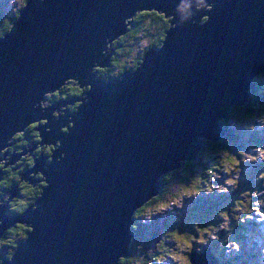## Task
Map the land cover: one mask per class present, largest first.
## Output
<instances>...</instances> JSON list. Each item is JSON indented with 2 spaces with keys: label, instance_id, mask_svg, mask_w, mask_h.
Masks as SVG:
<instances>
[{
  "label": "water",
  "instance_id": "1",
  "mask_svg": "<svg viewBox=\"0 0 264 264\" xmlns=\"http://www.w3.org/2000/svg\"><path fill=\"white\" fill-rule=\"evenodd\" d=\"M179 3L29 0L12 20L13 31L0 40V146L42 115L33 105L67 77L93 87L77 113L53 121V110L78 98L61 101L48 110L51 132L39 129L41 143L59 139L62 147L51 163L44 152L33 159L31 171H44L49 185L38 210L17 216L0 208V234L16 221L34 226L10 264H116L135 236L132 214L159 195L160 176L197 160L200 137L222 138L227 129L218 120L249 102L248 89L264 71V0H216L214 12L201 13L210 15L207 24L199 25L198 14L196 24L174 29L138 71L107 83L90 72L109 64L114 49L102 57L104 42L126 31L125 18L146 6L171 13ZM69 118L75 126L64 134ZM60 152L66 157L57 163ZM10 190L17 195L16 186ZM190 261L216 264L210 249Z\"/></svg>",
  "mask_w": 264,
  "mask_h": 264
},
{
  "label": "clouds",
  "instance_id": "2",
  "mask_svg": "<svg viewBox=\"0 0 264 264\" xmlns=\"http://www.w3.org/2000/svg\"><path fill=\"white\" fill-rule=\"evenodd\" d=\"M33 6L37 5V0H32ZM44 0H39L43 4ZM12 7L11 13L0 18V40L6 39L7 35L13 31L14 25L10 22L12 16L20 18L22 10H25L29 0H9ZM216 9V0H180L175 11L171 13L160 11L155 7H141L134 14L123 20L126 31L115 35L114 38L105 40V48L101 52L102 57H107L109 50L115 49L110 57L107 66L95 63L91 66L90 72L97 79H102L105 83L111 79H119L127 72H136L144 63L146 55L155 49L160 51L164 48L169 33L174 29L179 30L191 22L197 23V16L201 13H212ZM141 17H156L159 21L156 27L159 31L154 32L149 39L136 41L134 48L126 49L130 55L116 60L117 53H121V48L115 47L118 43L124 42L129 36H139V31H133L132 24H136ZM179 17V18H178ZM208 14L199 15V25L203 26L210 21ZM148 27H151L149 21ZM132 43V41H129ZM254 86L258 93L264 95V78H254ZM91 83L83 82L75 76H69L59 84L58 87L43 93V98L33 105L42 114L39 118L31 120L19 130L14 131L9 138L3 141L0 146V170L7 175H0V208L7 205V212L22 216L31 207L32 211H37L36 201L41 199L44 189L47 188L48 181L44 171L33 172V156L38 160L41 149L47 156V161H53V154L62 147V141L55 143L40 142L43 128L44 133L51 132L47 127L50 123L48 110L54 108L61 101L74 99L73 103L62 104L59 110L51 112L53 121L58 120L66 113L75 114L88 101L86 93L92 90ZM218 123L226 128H233L235 131L245 133H255L264 130V111L249 114L240 110L238 114L228 111L226 117L218 120ZM38 126V127H37ZM75 126V122L69 118L66 126H62L60 131L67 134ZM35 144V148L31 146ZM25 149L30 151L25 152ZM23 152L20 159H13V152ZM51 153L48 155L47 153ZM7 153L8 155H5ZM66 153L60 152L55 157L57 163L65 159ZM198 161V162H197ZM197 161L183 160L181 166L174 171H168L160 176V180H165L178 173L186 177V181H178L174 184V194L169 203H156L151 208L146 206L147 199L133 212V219L139 220V224L131 225L132 231H138L140 224L152 223L154 217L165 216L172 213L180 216L185 208L186 200H197L201 196L220 195L231 198L227 206L219 207L215 214L208 219L201 220L193 218L185 224L164 228L151 241L149 246L143 242L133 240L128 246V255H119L116 264H189L190 253L193 245H208L210 242H217V251L223 253L225 264H240L239 254L245 249L251 250L255 256L254 264H264V143L249 142L247 137L238 139L237 142L229 144L223 139L211 140L208 137H200V150L197 153ZM27 162L29 180L34 176H40L34 188L29 180L21 179L25 172L22 165ZM253 164L255 169H249L252 179L242 183L245 173V165ZM7 165V166H6ZM16 171H13V169ZM222 181V182H221ZM16 182L19 186L17 195H11L12 184ZM166 187L165 183L162 189ZM24 197V198H21ZM157 198V195L151 196ZM212 222H207V221ZM258 226L255 232H249L245 237L237 236L233 238L236 228L249 222ZM4 221L0 220V226ZM27 226V229L25 228ZM34 231V226L24 222L16 221L12 226L4 228L0 234V264L13 261L19 243L29 239L28 234ZM223 232L221 239L219 233ZM255 244V247H253ZM7 248L6 251L4 249ZM198 252L201 248L196 249ZM191 264V261H190Z\"/></svg>",
  "mask_w": 264,
  "mask_h": 264
},
{
  "label": "rangeland",
  "instance_id": "3",
  "mask_svg": "<svg viewBox=\"0 0 264 264\" xmlns=\"http://www.w3.org/2000/svg\"><path fill=\"white\" fill-rule=\"evenodd\" d=\"M12 7H14V5H10L9 0H0V18L7 16L9 13H11ZM136 37L138 40L149 39L147 37H143V35L141 33L139 36H136ZM138 40H136V41H138ZM129 41H132V43H129ZM136 41L133 40V38L127 39L126 40L127 43H125L126 44L125 48H127V47H128V49L134 48ZM128 55H130V53L129 54H123V55L119 56V60L122 59L124 56H128ZM253 81H254V79H253ZM254 87H252V88H254ZM248 92H250V94H251V88L248 89ZM245 105H247V104H245ZM242 106H244V105H242ZM239 111L240 110L235 111V114H238ZM228 129L230 130L231 134L233 133L232 137L234 138L232 140H229L228 138L225 137L226 142L229 144L235 143L236 135H238L239 138L246 137V136H244L245 133L242 131L237 132L233 128H228ZM229 130H227V131H229ZM257 133H258V136L263 137L261 142L264 143V130L258 129ZM246 134L249 135V137L253 135V133H246ZM24 151L27 152L28 149H25ZM41 152H42V149H41ZM5 155H8V154L5 153ZM13 155H14L13 157L17 158L16 160H18V159H20V156L23 155V152H21L17 155L16 152L14 151ZM3 158L4 157H0V159H3ZM244 167H245V173H244L243 178H242V183L245 180L247 182H249L252 179L251 173L248 170L249 169L254 170L256 166L253 164H249V165H245ZM179 175L181 177H183L184 179L186 178L182 174H179ZM40 178H41L40 176H35L36 180H39ZM38 182H34V184H36ZM175 182H177V180ZM175 182H173V183L170 182L169 184H167L166 190L162 196V199H159L157 202L153 203L152 205H154L156 203H169L171 196L174 194ZM230 200H231L230 197L220 196V195L201 196L197 200H191V199L186 200L185 201V208H184V210L180 216H174L172 213H168L165 216L154 217L152 223H150V224H140V227H139L140 233L139 234L135 233L136 234L134 236L135 240L138 242H143L145 244V246L147 247L150 245L153 238L159 232H161L164 228L170 227V226H179L181 224H185L188 220L193 219V218H197V219H201V220L206 221L208 219V217L215 214V210L217 208L223 207V206L226 207L227 203H229ZM152 205H150L148 208H151ZM262 211H264V209H262ZM207 222H212V221L209 220ZM134 223L139 224L140 222H139V220H136V222H134ZM245 225H242V226L247 230L246 233H244V231L241 229H235L234 233H233V238H236L237 236L243 237L244 234H245L244 235V237H245L247 233L255 232V229L258 227L255 225L254 221L249 222L248 224H245ZM219 236L222 239L224 236V233L223 232L219 233ZM261 238H264V235H262ZM198 247L202 249L199 252L196 250ZM207 247L211 249V251L214 255L221 257L220 260L226 259L224 257L222 258V256H223L222 252L217 251V247H218L217 242H210L208 245H196V244H194L193 250L190 253L189 258L193 254L201 253L203 250H206ZM253 247H255V244H253ZM6 250H7V248L4 249V251H6ZM239 257H240V264H254L255 256L251 250L245 249L244 251H242L239 254ZM221 263L222 262L220 261V264ZM189 264H190V261H189ZM218 264H219V261H218Z\"/></svg>",
  "mask_w": 264,
  "mask_h": 264
},
{
  "label": "trees",
  "instance_id": "4",
  "mask_svg": "<svg viewBox=\"0 0 264 264\" xmlns=\"http://www.w3.org/2000/svg\"><path fill=\"white\" fill-rule=\"evenodd\" d=\"M1 18H3V17H1ZM16 17L15 16H12L11 17V19H10V22L12 23V20H14ZM149 21H151V27H148V26H146V25H148V23H149ZM159 21L157 20V18L156 17H141L140 18V20H138L137 22H136V24H134V27H133V31H139L142 35H143V37H147V38H151L152 37V34L154 33V32H157V31H159V29L156 27V25H157V23H158ZM132 39L133 38V40H138L137 39V37L136 36H129L127 39ZM126 39V40H127ZM126 40L124 41V42H122V43H118L115 47H117V48H121L122 50H124V51H122L121 53H117L116 54V56H115V59L116 60H119V56H121V55H123V54H129V52L126 50V49H128V47L127 48H125V46H126V44L125 43H127L126 42ZM114 51H115V49H114ZM256 77H262V78H264V71L263 72H261V73H259ZM255 77V78H256ZM234 114H235V111H237V110H243V111H245V112H247V113H249V114H255V113H259V112H261V111H264V95H262V94H260V93H258L257 91H256V89H255V87L254 88H251V96H250V98H249V102L247 103V105H244V106H232L231 107V109H230ZM226 128V127H225ZM227 130H229L228 128H226ZM245 133V132H244ZM233 133L231 134V132H230V130L229 131H227V133L222 137V138H220L219 140H221V139H223L225 142H226V140H225V137L226 138H228L229 140H232V139H234L233 137ZM244 136H246L247 138H248V140H249V142H253V141H258V142H261V140L263 139V137H261V136H258V133L257 132H255V133H253V135L252 136H250L249 137V135H247L246 133L244 134ZM236 139H235V142H237L238 141V139H240L239 137H238V135H236V137H235ZM227 143V142H226ZM50 153V152H49ZM48 153V154H49ZM195 161H197V160H195ZM198 162V161H197ZM21 166H23L24 168H25V170L28 168V166H27V162H24V163H22V165H17V167H21ZM13 171H16V169L15 170H13ZM21 179H22V175H21ZM176 180H178V181H186V178L184 179L183 177H181L180 175H179V173L176 175V176H171V177H169V178H167L166 180H165V182H163L162 181V186H161V191H160V193H159V195L157 196V198H151L150 199V201L149 202H147L146 203V206L147 207H149L150 205H152L153 203H155V202H157L159 199H162V196H163V194L165 193V190H166V187L164 188V189H162L163 188V186H164V183H165V185H167V184H169L170 182H175ZM251 182V180L249 181V183ZM176 183V182H175ZM12 186H16L17 187V190H19V186H18V184L16 183V182H13V184H12ZM34 188L36 187L35 185L33 186ZM19 191H22V190H19ZM17 194H18V192H17ZM21 198H24V197H22L21 196ZM136 220H134V222H135ZM246 226V225H245ZM26 228V227H25ZM27 229V228H26ZM236 229H241V230H243L244 231V233H246V229L241 225V226H239L238 228H236ZM135 233H137V234H139L140 233V228H139V230L138 231H134ZM245 235V234H244ZM244 235H243V237H244ZM133 240H135V238H133L132 239V241ZM208 248V247H207ZM213 254V253H212ZM214 255V254H213ZM215 256V258H216V260H217V263L216 264H218V261H219V264H220V261L222 262L221 264H224L225 262H224V260H220V258L221 257H218L217 255H214ZM222 258H223V256H222Z\"/></svg>",
  "mask_w": 264,
  "mask_h": 264
},
{
  "label": "flooded vegetation",
  "instance_id": "5",
  "mask_svg": "<svg viewBox=\"0 0 264 264\" xmlns=\"http://www.w3.org/2000/svg\"><path fill=\"white\" fill-rule=\"evenodd\" d=\"M70 99H71V98H70ZM32 146H33V145H32ZM32 146H31V147H32ZM42 152H44V149H42ZM47 154H48V153H47ZM34 157H35V156H33V159H34ZM23 163H24V162H23ZM13 170H15V168H14ZM3 175H7V173H4V172H3ZM35 182H38V181H35ZM34 185H35V184L33 183V186H34ZM135 222H136V221H135ZM135 235H136V234H135ZM134 238H135V237H134Z\"/></svg>",
  "mask_w": 264,
  "mask_h": 264
},
{
  "label": "bare ground",
  "instance_id": "6",
  "mask_svg": "<svg viewBox=\"0 0 264 264\" xmlns=\"http://www.w3.org/2000/svg\"><path fill=\"white\" fill-rule=\"evenodd\" d=\"M78 99H80V98H78ZM41 179V178H40Z\"/></svg>",
  "mask_w": 264,
  "mask_h": 264
}]
</instances>
